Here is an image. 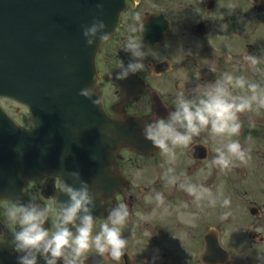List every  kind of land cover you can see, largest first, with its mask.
<instances>
[{"label": "flooded vegetation", "instance_id": "flooded-vegetation-1", "mask_svg": "<svg viewBox=\"0 0 264 264\" xmlns=\"http://www.w3.org/2000/svg\"><path fill=\"white\" fill-rule=\"evenodd\" d=\"M133 1L136 7L122 16L120 26L111 41L114 44L112 51L98 58L101 79L97 86L102 89L104 101L107 102L106 109L111 116H114L111 113L112 106L119 103L124 94L113 83L106 82L105 75L118 68L120 60L129 59L130 54L124 50V46L130 35H135L143 42L139 32H131L138 19L145 21L150 17L159 23L162 42L151 44L144 40L147 48L155 53L150 59H145L146 69L139 73L146 81V89L137 100H131L123 108H114L115 112L145 118H152L156 114L166 118L174 110L178 96L183 94L185 98L191 97V90L197 84L215 82L228 72L236 74V77L240 76L238 72L244 63L241 42L243 20L252 18L259 0ZM245 9L248 15L244 17ZM163 24L168 25V31L164 34ZM230 40L236 41V46L228 50L227 42ZM161 63H164V70L167 71L157 76L176 74L175 81L170 83L171 88L162 89L150 80L154 75L155 65ZM228 88L233 96L257 97L252 100L250 108L238 113L241 129L234 138L246 150V159L255 160L259 164L262 159L264 164V126L251 123L253 119L257 123L260 121L259 88L253 90L247 86L239 88L232 85H228ZM154 92L158 93L156 97L160 100L158 108L153 102ZM219 144V138L213 139L204 130L200 135L194 136L188 146L177 147L171 168V176L177 177L175 183H170L162 170L150 186L145 176L150 164L135 162L130 156H123L115 161L111 171L123 178L125 186L122 192L115 194L110 203L112 206L127 203L129 206L130 215L122 228L123 236L127 239L126 252L119 260H114L106 254L99 256L93 248L86 253L84 264H217L222 259L221 247L229 253L228 261L223 264H264V199L260 202V199H255L257 193H253L254 200L250 208L256 207V210L232 211L231 216L236 218L234 223L238 232L227 237L225 229L231 220L227 221V217L225 218L226 211L220 210V215H212L211 186L217 180L212 178L210 158ZM193 150L194 153H191ZM129 153L131 152L127 151V155ZM243 162L238 160V168H241ZM163 165L164 162L159 161L156 168ZM218 170L219 166L216 171ZM242 172V168L238 170L239 207H242L244 194L248 192L244 188ZM57 182L56 178L48 176L43 180L30 182L24 190V201L34 198L37 203L48 208L50 223L57 218L54 207ZM181 184H193L197 188L202 186L208 191L197 198L181 187ZM256 187L258 182L254 179L253 192L258 191ZM157 194L163 197L162 201L157 200ZM152 199H156L155 204L150 203ZM12 203H0V261H16L11 246L15 226L9 223L6 216V209ZM164 211H171L172 215L165 217ZM170 219H174L185 232L170 233ZM104 222L106 217L100 218L95 230L98 231L100 224ZM208 243L210 246L218 244L220 249H210L208 257L203 258Z\"/></svg>", "mask_w": 264, "mask_h": 264}, {"label": "water", "instance_id": "water-1", "mask_svg": "<svg viewBox=\"0 0 264 264\" xmlns=\"http://www.w3.org/2000/svg\"><path fill=\"white\" fill-rule=\"evenodd\" d=\"M128 5V0H0V97L29 106L32 123L31 130L22 129L0 108V199L19 195L30 179L50 170L69 183L68 171H78L93 193L107 199L117 184L105 173V150L146 146L141 120L112 122L102 104L80 95L92 87L100 47L86 44L82 26L99 16L112 34ZM53 133L67 140L64 148L49 145ZM64 155L67 162L56 166ZM65 200L62 193L60 202ZM104 212L97 202L94 215Z\"/></svg>", "mask_w": 264, "mask_h": 264}, {"label": "clouds", "instance_id": "clouds-1", "mask_svg": "<svg viewBox=\"0 0 264 264\" xmlns=\"http://www.w3.org/2000/svg\"><path fill=\"white\" fill-rule=\"evenodd\" d=\"M145 30L144 20L138 19L131 32H139L142 36ZM82 34L89 47L97 46L98 42L101 46L112 37L107 24L99 16H94L90 23L82 26ZM124 50L130 54L127 64L120 60L119 67L111 73L117 81L127 80L130 75L145 70V59L150 55L144 40L141 42L135 35L127 38ZM247 58L256 59L252 55ZM228 85L239 88L247 86L253 90L257 87L255 84H246L243 76L233 77L231 74H224L215 82L197 84L191 90V97L185 98L183 94L178 96L174 110L166 118L154 114L151 122H145L143 136L169 160H174L177 147L188 146L194 136L207 130L213 139L219 138L220 141L215 148L213 164L227 169L233 159L245 161L246 150L239 140L232 137L238 136L241 129L238 113L250 108L252 100L257 97L233 96ZM80 95L97 107L101 106V98L93 99L92 87L82 88ZM259 102L264 104V98ZM120 121L124 122V116H121ZM67 174L71 183L61 178L59 186L67 200L57 204L55 221L49 222L48 208L37 203L34 198L17 200L7 207V219L15 226L11 246L16 264H84L86 253L93 248L99 256L106 254L114 260H119L126 252L127 239L123 236L122 228L130 215L127 203L108 207L106 222L101 223L96 231L99 218L94 212L97 200L101 205L105 204L103 194L93 193L78 171H68ZM176 180L175 176L169 177L170 183ZM180 186L197 198L208 191L193 184ZM156 198L163 200L160 194ZM223 203L227 206L230 201L225 199Z\"/></svg>", "mask_w": 264, "mask_h": 264}, {"label": "rangeland", "instance_id": "rangeland-1", "mask_svg": "<svg viewBox=\"0 0 264 264\" xmlns=\"http://www.w3.org/2000/svg\"><path fill=\"white\" fill-rule=\"evenodd\" d=\"M261 18L260 20V26L257 27V33L256 34L253 30L252 34V38L248 39L247 44H248V48H250V51L248 53V55L244 56V63L246 66H248L249 68H244L246 71H248V74L252 75L253 77H249L250 80H254V81H258L261 82L263 81L262 85H264V16H259ZM253 42H250V41ZM259 40V43L257 42ZM242 43L245 42V40L241 41ZM228 50H231L232 48H234L236 46V41H228ZM254 45V46H253ZM257 45V46H256ZM244 54H247V51H244ZM249 55H252L254 57H256L255 60L253 59H248L247 57ZM253 67V69H252ZM244 69L242 70L243 73V77L246 76V72L244 71ZM236 71H238V69H236ZM258 72V73H257ZM254 74H258V78L256 77V75ZM262 77V80H261ZM195 80H198V77H195ZM260 80V81H259ZM262 86H259V91H261ZM262 97V96H261ZM0 104L3 106V108H5V110H7V112L17 121V122H21L23 121V119L25 117H28L29 112L28 109L11 101L8 99H1L0 100ZM261 107L264 106V104H261ZM260 118L261 120L264 122V113L260 114ZM252 123L257 124L256 120L254 119L252 121ZM140 162H149L151 163L150 168L146 170V176L148 179L153 180L157 177H159L160 172L163 170L164 172V176L166 175L168 168L167 166L163 167L161 166L160 168H156L155 165V161L151 162L150 160H143L142 158H138ZM163 161H165V158H162ZM172 161V160H171ZM213 167V165H212ZM238 167V165L236 166V159H233L232 164L227 168V171L224 172L223 176L218 179L217 181L220 182L217 185H215L214 183H212L211 186V208H216L217 210L220 211L222 208V205L218 204L219 202V198L220 196V192L218 191V186L225 187L226 189V194L228 196V199L230 197L233 196L234 200H237L236 193L234 192L231 196H230V192L228 191L229 188L228 186H230L232 189H236V179L238 178V174H237V170L236 168ZM242 167H245V164H243ZM262 170L260 171L261 174V179L262 182L259 183V188L263 189L264 188V167L262 166ZM154 171H156V174H154ZM246 171V170H245ZM148 172V173H147ZM150 172H153V174H151ZM256 199H259L258 197H255ZM253 199V197H251L250 195L245 197V200L247 201L246 203H248V200ZM154 200H151V204H153ZM245 203V205H246ZM235 204V201L233 203H230L227 205L229 210H233L232 206ZM227 208V207H226ZM242 209V208H240ZM221 214V212L219 213V215ZM172 215L171 211H164V216L165 217H169ZM230 214H228L227 216L229 217ZM179 224L174 220V219H170L169 220V231L170 233H174V234H179L182 232H185V229L181 228L178 226ZM236 232V228L235 227H227L225 229V236L227 237L228 235H233V233Z\"/></svg>", "mask_w": 264, "mask_h": 264}]
</instances>
